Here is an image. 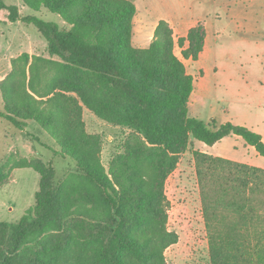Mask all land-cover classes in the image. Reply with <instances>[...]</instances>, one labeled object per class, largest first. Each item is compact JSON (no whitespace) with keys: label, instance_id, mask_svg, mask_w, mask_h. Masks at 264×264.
I'll list each match as a JSON object with an SVG mask.
<instances>
[{"label":"trees","instance_id":"1","mask_svg":"<svg viewBox=\"0 0 264 264\" xmlns=\"http://www.w3.org/2000/svg\"><path fill=\"white\" fill-rule=\"evenodd\" d=\"M20 1L67 25L20 16L16 5L0 0L8 21L34 27L49 56L65 63L66 75L40 96H49L46 101L28 94L24 83L3 82L0 119L17 132L35 122L56 141L59 150L53 155L71 158L75 168L58 180L51 162L21 164L39 175V189L17 223L0 222V264H52L28 248L50 231H61V241L78 236L93 247L90 264H164V251L177 241L166 229L164 185L191 139L213 146L234 135L264 157L260 134L230 123L217 127L188 114L193 77L175 47L182 49L184 60L196 61L204 45L203 27L191 28L175 42L172 29L160 21L149 46L136 48V9L128 0ZM83 108L132 132L116 147L107 169L101 162V137L85 130ZM192 155L211 263L264 264V169L197 150ZM9 172L0 167V184ZM77 193L84 204L75 201ZM75 212L81 219L71 223Z\"/></svg>","mask_w":264,"mask_h":264},{"label":"rangeland","instance_id":"2","mask_svg":"<svg viewBox=\"0 0 264 264\" xmlns=\"http://www.w3.org/2000/svg\"><path fill=\"white\" fill-rule=\"evenodd\" d=\"M3 2L8 6L16 5L20 16L36 15L45 21L58 24L61 28L67 27L57 15L43 8L33 11L20 0H3ZM7 15V11H0V86L3 82L18 81L24 83L26 92L36 100L46 101L49 96L43 98L40 96L46 94L55 81L66 75L65 63L49 56L45 40L34 27L21 22L11 23ZM224 40V37L219 38L218 45H224ZM178 52V48L175 47V54L185 65L187 73L193 77L194 89L188 102L190 117L207 124L214 122L217 127L225 123L235 126H243L238 124L247 123L248 126L244 127L250 130L253 128L252 131L264 137V99L261 98L259 87L256 88L258 90L248 92L255 94L253 98L250 97L252 104L248 106L244 98L245 91L239 86V80L244 77L243 73L233 70L234 73L230 76L219 74L218 90L209 92L205 97L201 86V77H203L201 71L193 67L192 62L184 60ZM221 57L223 56L218 53L217 63L221 62ZM252 68L250 77L264 81V74L259 65ZM228 78L232 83L221 85V81ZM29 81L36 91L32 92ZM234 82L235 86L232 85ZM241 94L242 98H240ZM68 95L75 97L72 93ZM2 109L0 92V111ZM245 114H248L247 118ZM82 121L88 134L101 137V162L107 169L116 147L132 132L102 121L86 108L82 110ZM12 128L9 123L0 119V167L4 166L10 170L9 178L0 184V222L9 225L17 223L34 205L35 193L39 189V175L30 168H21V164L36 161L44 164L51 162L58 180H62L68 171H73L75 168L71 158L62 159L53 155L54 150H59L56 141L35 122H28L23 132L14 131ZM29 134L39 138V142H34ZM41 144L47 145L48 148ZM245 145L243 139L234 135L227 137L213 148L191 139L187 150L180 155L176 168L170 173L164 185V192L169 202L166 229L177 238L176 243L164 251V264H212L209 256V236L205 228L192 153L195 150L205 153V151L236 149L238 154L243 155L246 153L243 148ZM257 156L263 166L264 157H259V154ZM74 199L79 205L85 203L79 193ZM77 219H81V215L75 212L70 222ZM60 235L61 231H50L31 243L28 248L40 253L52 264L92 262L93 247L84 244L78 236L70 239L68 243L61 241Z\"/></svg>","mask_w":264,"mask_h":264},{"label":"crops","instance_id":"3","mask_svg":"<svg viewBox=\"0 0 264 264\" xmlns=\"http://www.w3.org/2000/svg\"><path fill=\"white\" fill-rule=\"evenodd\" d=\"M128 1L132 2L136 9L132 28V45L134 47L147 48L160 21L166 22L172 29L175 42L179 38H185L191 28L200 24L205 31L203 49L196 61H187L192 62L193 67H197L202 73L201 86L203 93L205 92L204 96L206 97L211 91L218 90L219 74L230 76L234 73L233 70H238L244 76L239 80V86L245 91L244 98L247 100V105L252 104L251 98L255 96L248 92L258 90L256 89L258 87L261 91V98L264 99V81L250 77L253 71L252 67L257 65L264 74V0ZM221 37L225 38V42L224 45L219 46ZM186 47L187 42L183 48ZM177 48L180 54L182 49ZM218 53L223 56L220 63H217ZM258 61L260 62L258 63ZM227 80L228 82H226ZM229 81V78L224 79L221 81V85L231 84L232 82ZM232 85L235 86V82ZM242 96L241 94L240 98ZM247 115L245 114V117ZM238 125L248 126L247 123ZM261 136L264 141L263 135ZM224 139L211 147H216ZM243 148L246 152L243 155L238 154L236 149H224L217 152L205 151V153L213 157L264 169L255 149L247 144ZM259 157L261 156L259 155Z\"/></svg>","mask_w":264,"mask_h":264}]
</instances>
